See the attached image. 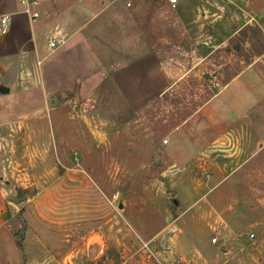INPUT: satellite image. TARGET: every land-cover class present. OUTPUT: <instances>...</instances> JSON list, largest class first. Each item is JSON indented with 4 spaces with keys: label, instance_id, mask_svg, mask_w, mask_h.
<instances>
[{
    "label": "rangeland",
    "instance_id": "obj_1",
    "mask_svg": "<svg viewBox=\"0 0 264 264\" xmlns=\"http://www.w3.org/2000/svg\"><path fill=\"white\" fill-rule=\"evenodd\" d=\"M202 6L218 10L208 0H203ZM201 17L197 34L189 38L199 49L194 71L134 117L129 112L116 113L105 104L98 113L109 120L96 116L87 126L80 116L83 105L64 110L52 106V101L51 105L39 102L21 113L25 115L18 118L24 120L20 128L9 122L11 115L0 113V135L12 137L8 144L3 142L7 147L0 139L2 181L12 180L6 173L24 172L17 186L10 183L14 187L7 191V197L26 195L13 202L9 229L17 241L31 234L37 246L34 264L64 262L65 249L72 253L75 264H84L82 255L76 254L91 241L88 235L94 237L91 244L97 243L98 234L94 235L101 231L113 242L106 243L104 253L93 264H171L177 258L185 264H264V151L254 167L257 174L247 177L242 169L211 194L207 191L214 180L204 158L193 174L170 166L172 141L165 143L164 138L171 140L176 124L196 113L222 82L264 51V33L253 19L203 59L202 54L218 44V14ZM183 45L185 57L187 42ZM46 53L44 49L41 57ZM4 78V73L0 74V83H5ZM11 96L18 97L15 91ZM260 107L264 108V103ZM57 119L66 125L58 126ZM34 131H39L38 140H34ZM80 171L85 180L79 178ZM36 173L33 179L31 175ZM239 180H246V190L232 188ZM23 181L28 184L26 189ZM62 182L61 190L48 192L51 184ZM95 206L107 215L111 210L116 214L118 228L112 237L95 226ZM11 211L0 188V264H12L1 252L15 263L32 264V258L7 238L4 220ZM31 215L43 221L31 224L27 220Z\"/></svg>",
    "mask_w": 264,
    "mask_h": 264
},
{
    "label": "crops",
    "instance_id": "obj_2",
    "mask_svg": "<svg viewBox=\"0 0 264 264\" xmlns=\"http://www.w3.org/2000/svg\"><path fill=\"white\" fill-rule=\"evenodd\" d=\"M202 1L178 0L173 6L170 0H40L37 7L40 16L34 20L24 11L22 0H0V15H13L8 31L0 33V74L4 73L5 77V83H0V113L11 115L9 122L20 128L24 120L18 118L25 115L21 113L29 112L39 102L51 105L52 101V106L64 110L83 105L79 115L87 126L97 117L102 118L101 121L109 120L98 113L105 104L116 113L129 112L134 117L194 71L197 64L193 62L199 58V49L197 45L194 47L192 39L198 25H202L198 22L199 16L206 19L210 14H218L215 30L219 41L214 49L202 54L203 59L225 45L253 19V24L257 23L264 33V0H208L218 10H207ZM51 39L59 42L56 49L50 46ZM184 41L188 49H185V57ZM44 49L47 53L41 57ZM2 87L8 91L3 92ZM14 91L18 97L11 96ZM56 95H62L58 103L53 99ZM263 103L264 51L222 82V87L196 113L175 125L169 139L172 141L168 152L170 166L184 174H193L200 165L199 160L204 158L209 176L214 180L207 191L210 194L242 169H246L247 177L257 174L254 167L259 165L264 151V108L260 107ZM197 113L200 115L195 117ZM56 123L66 125L62 119H57ZM38 132L32 134L36 136L34 140L39 139ZM6 136L0 135L1 143L11 142L12 137ZM23 173L18 170L4 174L12 177L4 183L0 170L1 192L12 209L4 220V227H7V238L18 248L9 223L14 217V198L19 201L26 195L9 199L7 191L12 190V184L18 185ZM78 175L85 180L81 171ZM216 175L220 176L217 180ZM31 176L34 179L38 175ZM62 176H66V172ZM245 182L239 180V185L233 184L232 188L246 190ZM58 183L51 184L48 192L61 190L63 182ZM22 185L25 189L28 186L24 181ZM95 207V226L112 237L118 228L116 214L111 210L107 215L106 211H100V206ZM27 220L31 224L43 221L33 219V215ZM94 236L99 243L91 244L94 237L88 235L91 241L76 254L82 255L84 264H93L104 253L106 243L113 242L108 241L102 231ZM31 237L28 234L22 240L23 249H20L34 264L37 246ZM62 253L64 262L57 264H75L69 250ZM91 253L95 258L88 257ZM1 255L6 261L18 264L4 252Z\"/></svg>",
    "mask_w": 264,
    "mask_h": 264
},
{
    "label": "built area",
    "instance_id": "obj_3",
    "mask_svg": "<svg viewBox=\"0 0 264 264\" xmlns=\"http://www.w3.org/2000/svg\"><path fill=\"white\" fill-rule=\"evenodd\" d=\"M178 0H170L173 6L177 5ZM22 4L24 7V11L30 13L32 18L35 20L40 16V12L37 7L40 4V0H22ZM13 20V15L11 13H4L0 15V33H4L8 31L11 26ZM59 42L56 39L50 40V46L53 49H56L59 46ZM169 139L167 137L164 138V142L168 143ZM254 236V234H252ZM213 241H217V237H213ZM149 242L144 243V246L147 247ZM171 264H185L182 258L175 259Z\"/></svg>",
    "mask_w": 264,
    "mask_h": 264
},
{
    "label": "water",
    "instance_id": "obj_4",
    "mask_svg": "<svg viewBox=\"0 0 264 264\" xmlns=\"http://www.w3.org/2000/svg\"><path fill=\"white\" fill-rule=\"evenodd\" d=\"M243 39H245V38L243 37ZM2 91H3V92H7V91H8V88H6V87H2ZM61 97H62V95H56V96L53 97V99H54V101H55L56 103H58V102H59V99H60ZM17 197H18V196H17ZM21 199H22V198H21ZM14 200H15V201H18V199H15V198H14ZM123 206H124V204H123V203H120V207L122 208ZM166 242H167V241L165 240L163 246L166 245Z\"/></svg>",
    "mask_w": 264,
    "mask_h": 264
},
{
    "label": "trees",
    "instance_id": "obj_5",
    "mask_svg": "<svg viewBox=\"0 0 264 264\" xmlns=\"http://www.w3.org/2000/svg\"><path fill=\"white\" fill-rule=\"evenodd\" d=\"M261 53H263V52H261ZM261 53H260V54H261ZM260 54H258L257 56H259ZM257 56H256V57H257ZM183 120H184V119H183ZM183 120H182V121H183ZM18 246H19L21 249H23V242H22V241H18Z\"/></svg>",
    "mask_w": 264,
    "mask_h": 264
}]
</instances>
